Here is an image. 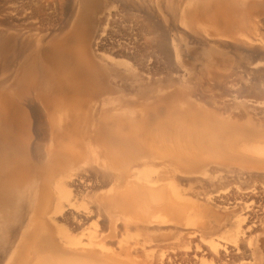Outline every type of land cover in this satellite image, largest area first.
Wrapping results in <instances>:
<instances>
[{"label":"bare ground","instance_id":"bare-ground-1","mask_svg":"<svg viewBox=\"0 0 264 264\" xmlns=\"http://www.w3.org/2000/svg\"><path fill=\"white\" fill-rule=\"evenodd\" d=\"M0 2V264H264V0Z\"/></svg>","mask_w":264,"mask_h":264},{"label":"rangeland","instance_id":"rangeland-1","mask_svg":"<svg viewBox=\"0 0 264 264\" xmlns=\"http://www.w3.org/2000/svg\"><path fill=\"white\" fill-rule=\"evenodd\" d=\"M0 1H2V0H0ZM170 5V4H169ZM173 4H171L170 6H172ZM2 8V2H0V9ZM173 9V8H172ZM169 10V9H167L169 12H171V11H175V10H177L176 11V13H174V12H171V14L169 15V14H165V17H166V24H167V26L169 27V28H178V31H175V30H173V33H172V35L174 36V35H176V37L177 36H179L180 37V39L182 38V40H181V48L179 47V49L180 50H182V48H183V50H184V48L185 47H187L188 48V50H189V52L187 51V53L185 52V50L183 51L182 50V52H184L185 54H186V57H183L184 59H185V62H184V64L183 65H181L180 67H179V71H177L179 74H184L185 75V78L187 79V77H186V75H189L190 76V78L191 79H189V76H188V80L189 81H191V83L193 82V81H195L196 83H204V84H206L208 81L207 80H209L210 81V75L208 76V74H209V72H208V70H207V66H206V71H204V73H202V71H203V69L202 68H205V67H203L204 65L203 64H206L207 62H205L207 59H206V57L205 58H203V60H202V57L201 58H199L201 61H202V64H199V63H201V61H195L193 58H192V56H193V52H194V54H195V50H198L197 49V47L196 46H193L192 44H190L189 45V43L186 45V41H188V40H186L187 39V37H185L186 35H185V31H189V28H188V26H190L189 24H190V21H189V16L187 17V16H185V15H183V14H185L184 12H183V8H181L180 7V11H179V7H178V9H176L175 8V10ZM1 11V10H0ZM177 13H178V17L181 19V22L183 21V24L185 25V27H183L184 25L180 22V19H179V21L178 20H176L177 18ZM176 15V16H175ZM1 16V15H0ZM171 16H175V21L177 22H179V24H177V23H175V24H177V26L178 25H180V24H182L181 25V30H180V26H176L175 24H173V21H171V20H173V18L171 17ZM57 17V16H56ZM56 17H52L53 19H55ZM184 17V18H183ZM15 20H13L12 22L14 23V25H16L17 23H20V21H21V23H23V21L22 20H20V18H14ZM171 19V20H170ZM18 22H17V21ZM20 20V21H19ZM170 20V21H169ZM15 21V22H14ZM25 22V21H24ZM12 23V24H13ZM2 24H3V22H2V20H1V17H0V31L3 29V27H4V24H3V26H2ZM172 26V25H174L173 27H170V25ZM188 24V25H187ZM18 25V24H17ZM187 26V27H186ZM2 27V28H1ZM185 28H187L188 30H185ZM182 29H184V30H182ZM182 31V32H181ZM177 32V33H176ZM181 34V35H180ZM183 35H185V36H183ZM51 38V36L50 37H47V38H45L46 39V41L45 42H47L49 39ZM184 40V41H183ZM183 42V43H182ZM186 42V43H185ZM205 59V60H204ZM198 62V63H197ZM197 63V64H196ZM199 65V66H198ZM203 65V66H202ZM197 66V67H196ZM200 69H202V71L200 70ZM197 70V71H196ZM205 70V69H204ZM192 71V72H191ZM175 72V71H174ZM195 72V73H194ZM201 72V74H199ZM205 72H207V73H205ZM191 74V75H190ZM193 74H196L197 76H195V75H193ZM206 74V76L204 77V75ZM208 76V77H207ZM196 78V79H195ZM185 79V80H186ZM192 79H194V80H192ZM205 79V80H204ZM187 80V82L190 84V85H192L193 86V83L191 84L189 81ZM201 80V81H200ZM204 80V81H203ZM206 82V83H205ZM196 83H194V84H196ZM263 146V145H262Z\"/></svg>","mask_w":264,"mask_h":264}]
</instances>
